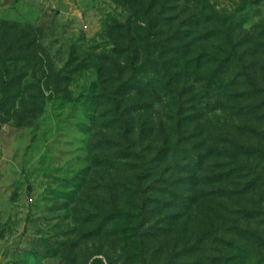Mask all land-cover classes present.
I'll list each match as a JSON object with an SVG mask.
<instances>
[{"label": "rangeland", "instance_id": "1", "mask_svg": "<svg viewBox=\"0 0 264 264\" xmlns=\"http://www.w3.org/2000/svg\"><path fill=\"white\" fill-rule=\"evenodd\" d=\"M140 2L0 0V264H264V0Z\"/></svg>", "mask_w": 264, "mask_h": 264}, {"label": "trees", "instance_id": "2", "mask_svg": "<svg viewBox=\"0 0 264 264\" xmlns=\"http://www.w3.org/2000/svg\"><path fill=\"white\" fill-rule=\"evenodd\" d=\"M142 3H146L145 0H141ZM175 0H148L146 5H142V9L140 14L137 13L136 16L138 17H143L145 20H142V22L145 24L146 28H139L141 30H145L147 32V37L148 38H158L163 36L164 32L162 31V29H164L165 26H169L170 31L172 30V23H175L177 21L176 17H167V13L171 12L174 8L173 4H174ZM139 3V4H140ZM187 22H183L180 25V28H182V26H186L188 27L189 24H184ZM189 23H193V22H189ZM198 22H195V24ZM4 30V33L0 34V38H9V27L8 24H6L5 22H0V30ZM180 30L176 31L174 33V35L172 36V38H180ZM190 32H183L184 35L189 34ZM146 38V37H145ZM36 40L31 41V43H29L28 46V53L32 54L31 56H34V54L36 53V46H35ZM12 44L7 46V50L5 51L6 54L9 53V51L11 50ZM243 115V114H241Z\"/></svg>", "mask_w": 264, "mask_h": 264}]
</instances>
